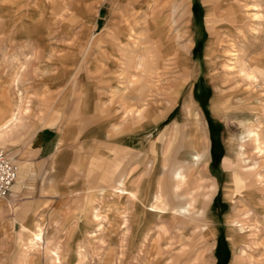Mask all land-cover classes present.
Here are the masks:
<instances>
[{"label": "rangeland", "instance_id": "rangeland-1", "mask_svg": "<svg viewBox=\"0 0 264 264\" xmlns=\"http://www.w3.org/2000/svg\"><path fill=\"white\" fill-rule=\"evenodd\" d=\"M129 33L144 34L153 51L134 87L131 62L142 51L132 53ZM233 42L247 62L264 51V0H0V106L10 99L14 107L21 91L24 98L22 124L0 141V149H12L19 164L31 162L37 174L0 208V264H53L48 248L58 247L63 264H71L75 246L88 249L84 264H105L108 254L112 264H221L219 254L222 264H264V157L243 139L240 163L257 170L254 196L237 185L233 173L240 171L226 159L244 130L253 125L264 134V80L257 73L259 80L248 82L237 68L226 67L234 61L227 56ZM137 95L149 99L153 123L134 133L133 142L129 137L118 143L113 126L123 125ZM240 98L245 105L233 104ZM252 112L253 124H244ZM186 123L199 128L207 162L189 170L181 192L202 193L201 206L195 205L202 213L156 219L152 225H162L152 229L159 247L151 257L131 240L134 221L124 238L119 228L113 235L98 232L90 243L96 227L85 221L95 207H102L104 218L111 215L104 207L118 199L106 185L124 171L131 172L130 186L150 178L163 187L169 206L178 202L171 169L190 149ZM44 126L62 140L53 180V154L39 152ZM157 145L164 173L159 167L150 173ZM114 163L118 168H111ZM126 204L135 213L136 205ZM24 207L23 218L33 216L45 226V240L28 262L30 231L21 234L23 218H15ZM239 224L245 241L236 238Z\"/></svg>", "mask_w": 264, "mask_h": 264}, {"label": "bare ground", "instance_id": "bare-ground-1", "mask_svg": "<svg viewBox=\"0 0 264 264\" xmlns=\"http://www.w3.org/2000/svg\"><path fill=\"white\" fill-rule=\"evenodd\" d=\"M255 16H257L258 18L260 17V15L258 14H255ZM128 38L129 40L133 41L132 47H135L134 50H132V53L135 52L137 48H140L141 51L143 52V53L142 52L139 53L138 55H135L134 59H132V62H131L133 63L131 65V68L134 69L135 71L134 73L131 74L129 80L131 81V86L134 87L136 86V83L137 82L140 83V80H141L140 79L141 73L139 70L146 71L145 67H146L147 61H149L150 59V53L152 49L146 46L147 44L146 37L142 33L141 35L139 34L136 35V33L135 34L131 33L128 35ZM237 46L238 45H236L233 42V44H231L230 49L227 50V56L229 60L230 61L234 60V61H232V63L230 64H226V67L229 68L230 70H234L237 68L240 75H242L248 82H251V81L257 82L259 80V76H261L264 80V54H263L264 51L260 54L259 53L252 54V55L250 54L249 61L247 62L245 61L246 59L242 60L243 58L239 57L241 49L240 47L238 48ZM257 73L259 74V76H257ZM19 78L20 76L17 75L16 77L12 79L13 87L14 86L15 88L18 87L17 81ZM16 90L18 91L19 89H16ZM21 92L18 93L16 96L18 101L16 104L13 103L15 105L14 107L10 99L6 100L5 103L3 102L1 104L2 106H0V141L1 142L4 141L6 136H9V133L13 129L16 128V130H18L17 128L19 127V124L22 121L23 115H22L21 108H24V107L23 105L21 106V103L24 98L22 99ZM148 100L149 99L147 98L139 97L136 104L128 107L124 111V113L127 114L128 116H125V118H122L123 125H121V127L115 126L116 124L113 126L116 136L117 135L119 136L118 141L120 143L121 142L128 143L129 137H131V142H133L134 138L136 137L134 136V133H138L140 129L145 130L148 125L153 123V112H152V109L150 107V103L148 102ZM246 100L247 99L243 98L242 99L243 102L240 103L236 101L233 104L238 103L239 105H245L244 101ZM243 107L244 106H241V108ZM217 108H218L217 109L218 113L223 112L222 107H217ZM254 114L255 113L252 112L251 115L244 116L242 118V122L244 124L251 123L252 125L253 118L255 117ZM127 124H129L131 131L130 133H123L127 130L126 129ZM184 125L187 128L186 129L187 133L185 134V144H186V147L189 146L190 149L186 154L180 155V158L177 159L178 161L175 163V165L171 169V177L176 182L174 187L176 191V196L178 197V202L173 203L172 206H169L165 201V193H164L163 187H161V185L158 187V184L156 182L154 183L152 179L150 178L148 179L145 178L142 180L139 179V181L133 182V184L130 186L128 177L130 176L131 172L124 171L122 175H120L117 179L112 181V184L109 186L110 194H112L113 196H115L116 199H118V200L112 201L111 205H107L106 207H104V209H109V212H111V215L104 218L103 216L104 211L102 210V207L101 208L95 207L92 211V215L90 213V216H91L90 222H88V220L85 221L83 219L86 222V224H88L89 226L94 224V226L96 227L95 231L94 232L92 231L89 236L90 243L96 240V238L98 237L97 236L98 232H103V234L105 235H107L108 233L110 235H113V233L119 228L123 230L122 232L124 234L122 236L124 238V235L129 234L127 233L129 223L134 221L136 223V230H133V232H131V235H132L131 240H133V242L137 244V248H139V252H141V250L143 249L148 248L149 257H151L153 256V253H155V249L159 247L158 237L155 238V235H154V238L152 239V235H151L152 229L157 228L159 225L160 226L162 225L161 223L152 225L154 224L153 222L156 219H159L161 221L162 219L166 217H169L170 219L189 218V216L195 213H199V214L202 213V207L197 208V210L195 209V205L197 201L199 203L198 205L201 206L200 197L202 196L201 195L202 193L196 194L195 192L191 190L189 194H186V193L181 192V186L184 184L186 185L188 184L189 172L194 170L202 162L206 161L204 160L206 155L204 153V148H203L205 144L204 143L205 140L200 135L199 128L197 127L192 128L190 127V125H188V123ZM245 137L248 138V141L250 144H254L253 149L255 150V153L258 154V156L264 157V134L259 133L255 128H253V125H252L247 130H244L243 134L241 135V141L239 142V144H237L235 148H232V150L229 151L226 159L228 161V166H231V167L233 166L234 172L240 171L239 173L236 172L237 174L233 173L236 177L235 179H236L237 185H239L240 187H245V189H242V190H246L248 195L254 196V195L259 194V191H256L257 189L256 190L254 189V186H255L254 174L257 173V170H255V168L254 169L251 168L248 170L244 169V165L240 163V161L242 160L241 159L242 157L240 156H242L245 153L244 152L245 141L243 140L245 139ZM143 142L144 140L142 138L141 140H139L138 144L143 143ZM137 146H132V148H136ZM161 147L157 145L154 147L152 151V158H150L151 162H149L151 163V166L149 165L150 171H151L150 173L153 172V169L155 167L156 168L159 167L162 173H164L165 171L163 168V162L161 161L162 159ZM117 167L118 165H116V163H114L111 166V168H117ZM20 178H21V175L18 174L17 179H20ZM138 183H140L139 187H137ZM85 199L89 200V197L87 196V198ZM128 200H130L132 203H134V205H136L133 207V208H136L134 209L135 213L132 210H130L129 206L126 204ZM44 229L45 227L43 225H37L35 226L34 229L30 230V234H29L30 236L27 239L28 247H29L28 249L30 251L28 252L29 254L27 255V262H28V256L30 257L31 253L39 251V248L42 246L43 240H45V230ZM244 229H245L244 224H239L237 226L236 228V231H237L236 238L237 239L240 237L239 240H243V239L244 241L246 240L245 239L246 232ZM149 241L152 242L151 249H149L148 247ZM59 249L60 247L56 249L48 248L49 250L48 253L50 255V259L52 260L53 264H63L61 252L58 251ZM87 250L83 248V246L81 247V249L78 246L72 247L71 251L69 252L70 254L68 258L69 262L71 264H84L85 263L84 260L87 256ZM143 252H145V250ZM65 256L66 255H64V257ZM104 261H105V264H112L113 263L112 255L108 254V257L105 258Z\"/></svg>", "mask_w": 264, "mask_h": 264}, {"label": "crops", "instance_id": "crops-1", "mask_svg": "<svg viewBox=\"0 0 264 264\" xmlns=\"http://www.w3.org/2000/svg\"><path fill=\"white\" fill-rule=\"evenodd\" d=\"M132 31V30H131ZM129 34H131V33H129ZM128 34V35H129ZM147 42V41H146ZM131 43H133V42H131ZM127 46H128V44H126ZM132 47V46H131ZM134 48L135 47H133V49L132 50H134ZM135 53V52H134ZM148 62L149 61H147V64L146 65H148ZM132 73H134V72H132ZM131 73V74H132ZM131 82V81H130ZM130 87V86H129ZM130 88H132V87H130ZM137 97V100H138V98L139 97H141V98H147V96L146 95H137L136 96ZM137 100H136V103H137ZM135 103V104H136ZM133 106V105H132ZM129 126V125H128ZM128 126H126V128L128 129ZM51 127V126H50ZM130 127V126H129ZM45 128H47V129H49L50 131H43V129H45ZM56 130V129H55ZM53 128H49V127H47V126H44L40 131H41V140H40V142H39V152H42L43 150L44 151H46V153H48L49 155H51V154H53L51 157H49V160H48V164H50L49 166H50V172H51V175H50V177L52 176V178H51V180H53L54 179V177H55V175H56V168H55V166H57V164H56V162H57V160H58V158L60 157V155H57L56 153H58L59 152V154H60V150H61V144H62V140L61 141H59L60 140V135H59V137H58V139L57 140H54V138H55V135H56V131H55ZM130 131H131V129H130ZM126 132V131H125ZM125 132H123V133H125ZM130 133V132H129ZM118 136V135H117ZM119 137V136H118ZM119 139V138H118ZM56 142V143H55ZM118 143H120L119 141H118ZM121 143H124V142H121ZM58 144V145H57ZM58 148H57V147ZM56 148H57V150H56ZM20 165V164H19ZM116 165H118L119 166V164L118 163H116ZM34 165H32L31 164V162L30 163H28V162H26V161H23L22 163H21V169H20V172H19V174L21 175V178L20 179H17V182L15 183V185L13 186V191H12V195L14 196V195H17L16 193H18L20 190H22V189H24L28 184H30L32 181H33V179H35V177L37 176V174H36V169H35V167H33ZM115 167V166H114ZM118 168V167H117ZM53 171H54V173H53ZM129 172V171H128ZM123 173V172H122ZM122 175V174H121ZM120 176V175H119ZM118 176V177H119ZM117 177V178H118ZM117 178H115V179H117ZM43 179H44V177H43ZM44 181V180H43ZM47 181L48 182H50V178H47ZM24 183V184H23ZM133 183V182H132ZM23 184V185H22ZM112 183H108V185H106L107 187H109L110 185H111ZM101 187V188H100ZM99 188L100 189H102L103 190V186H100ZM103 187V188H102ZM99 188H97L98 190H99ZM97 190V191H98ZM87 196L88 195H85L84 197L85 198H87ZM89 197V199H90V196H88ZM7 199H5V198H2V199H0V208H2L3 206L5 207V201H6ZM25 211H27L26 209H25V207H24V209H23V211L21 210L20 212H18V211H16V213H15V218L16 219H20V218H23V213L25 212ZM13 214V213H12ZM88 222H90V221H88ZM21 224H22V226H21V234H24L25 233V231H27V230H31V229H34L35 228V226H37V225H43L44 226V222H38V221H36V218L35 217H33V216H30V217H25V218H23V219H21ZM45 227V226H44Z\"/></svg>", "mask_w": 264, "mask_h": 264}, {"label": "built area", "instance_id": "built-area-1", "mask_svg": "<svg viewBox=\"0 0 264 264\" xmlns=\"http://www.w3.org/2000/svg\"><path fill=\"white\" fill-rule=\"evenodd\" d=\"M18 154L10 148L0 149V199L7 198L21 169Z\"/></svg>", "mask_w": 264, "mask_h": 264}, {"label": "trees", "instance_id": "trees-1", "mask_svg": "<svg viewBox=\"0 0 264 264\" xmlns=\"http://www.w3.org/2000/svg\"><path fill=\"white\" fill-rule=\"evenodd\" d=\"M219 258H220V263L222 264L223 263V258H222V256L219 254Z\"/></svg>", "mask_w": 264, "mask_h": 264}]
</instances>
